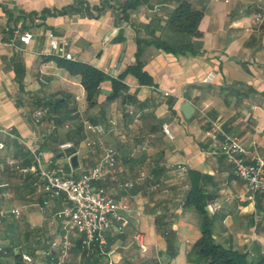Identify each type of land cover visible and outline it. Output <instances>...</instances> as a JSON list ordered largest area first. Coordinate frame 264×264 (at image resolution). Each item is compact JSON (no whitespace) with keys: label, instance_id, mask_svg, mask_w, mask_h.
<instances>
[{"label":"crops","instance_id":"1","mask_svg":"<svg viewBox=\"0 0 264 264\" xmlns=\"http://www.w3.org/2000/svg\"><path fill=\"white\" fill-rule=\"evenodd\" d=\"M103 1L0 0V248L6 251L0 262L15 264V256L27 253L30 264H51L46 252L65 235V198L43 192L28 147L41 152L44 168L62 167L74 177L95 167L106 148L116 152L114 170L94 185L127 202L116 221L121 231L107 233L104 253L81 251L72 235L63 264H193L200 216L186 198L194 187L220 203L212 214L217 242L255 255L264 251V195L245 191L205 135L220 119L244 147L247 163L264 159V0H189L203 11L198 36L166 27L175 0H148L122 18L117 5L99 13ZM18 30L32 32L27 45ZM51 38L73 59L55 54ZM142 40L150 42L143 46L146 82L123 75ZM154 40L183 50L167 51ZM68 62L104 75L93 93ZM210 72L213 79L204 82ZM114 79L126 87L117 95ZM185 103L193 110L189 117ZM38 109L46 114L35 120ZM87 122L101 124L104 135L87 132ZM63 142L74 147L61 151ZM178 165L186 172L177 174ZM46 199L42 207L31 205ZM166 231L174 239L172 256Z\"/></svg>","mask_w":264,"mask_h":264},{"label":"built area","instance_id":"2","mask_svg":"<svg viewBox=\"0 0 264 264\" xmlns=\"http://www.w3.org/2000/svg\"><path fill=\"white\" fill-rule=\"evenodd\" d=\"M258 22L261 17H256ZM19 41L27 45L32 39V32L29 30H18ZM50 46L55 54L65 59L71 60L73 56L66 52L63 43L55 38L50 39ZM214 73L210 72L204 82H210ZM167 95V94H164ZM46 114V109H38L33 113L35 120H39ZM163 132L169 139H173L167 125H163ZM86 130L91 134L102 136L105 128L101 124L86 123ZM206 137L210 139L211 153L223 155L231 164L235 175L243 181L245 191L249 194L260 193L264 195V159L257 158L254 163H247L244 159L245 149L232 134L223 131L220 119L210 123L205 131ZM89 145L90 143L87 142ZM5 147L0 141V151ZM71 142H63L58 145L59 150L67 151L73 148ZM32 153L37 169H33L42 180V190L50 198L64 196L65 205L60 214L65 218L63 229L65 235L61 240H54L50 244V250L46 252L51 264H63L70 253L73 245L71 236L79 238L81 250L91 252L98 251L104 253V246L107 243V233L111 229L121 231L116 225L119 220L121 210H126V201L117 202L103 187L95 186L94 183L101 180L105 175L112 172L116 163V152L113 148H106L99 163L92 169L82 173L78 177L68 174L62 167L44 168L41 163V152L37 148L28 147ZM27 171V169H23ZM177 174L186 172V167L178 165ZM48 200L31 205L42 207ZM206 209L212 214L220 209V203L215 201L206 205ZM3 212H0V223ZM54 250H58V255H54ZM6 251L0 248V255H5ZM23 263L30 264L33 258L30 254L21 255ZM104 264H113L108 260Z\"/></svg>","mask_w":264,"mask_h":264},{"label":"trees","instance_id":"3","mask_svg":"<svg viewBox=\"0 0 264 264\" xmlns=\"http://www.w3.org/2000/svg\"><path fill=\"white\" fill-rule=\"evenodd\" d=\"M147 1L148 0H122L119 2L117 0H104L96 10L101 13L108 8H114L115 5H117V10L121 13V16L119 17L122 18L126 17L128 9L134 8L140 3ZM175 2L176 6L167 16L166 27L172 31L185 32L192 36H198V24L202 17V9L194 7L189 0H175ZM137 43L135 62L128 66L123 75L130 73L140 82H146L148 76L143 70V46L150 42L142 40ZM151 43L170 52L183 50V48L171 49L158 40H154ZM67 64L71 70H74L81 75V83L90 93H93L97 85L104 79V75L89 64L79 62H68ZM125 88V85L119 79L112 80V94H120ZM211 202L209 195L201 194L195 187L190 190L186 198V204L193 207L200 216V236L190 252V261L193 264H264V251H260L255 255L246 250L226 247L214 239L213 213L211 214L206 209V205ZM166 238L168 241L167 251L172 256L175 254V249H173L174 239L172 234L168 231H166ZM78 247L80 248V244ZM81 251L92 253L88 250ZM15 259V264H23L19 256H15ZM0 264L4 263L0 262Z\"/></svg>","mask_w":264,"mask_h":264},{"label":"water","instance_id":"4","mask_svg":"<svg viewBox=\"0 0 264 264\" xmlns=\"http://www.w3.org/2000/svg\"><path fill=\"white\" fill-rule=\"evenodd\" d=\"M183 111L185 112V114L189 117L193 110H192V107L189 103H185L184 106H183ZM70 163L72 165V167H75L76 165H78L77 163V156L74 155L70 158Z\"/></svg>","mask_w":264,"mask_h":264}]
</instances>
